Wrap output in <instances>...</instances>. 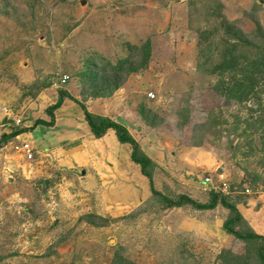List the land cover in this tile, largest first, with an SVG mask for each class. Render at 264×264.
<instances>
[{
    "label": "rangeland",
    "instance_id": "374dc122",
    "mask_svg": "<svg viewBox=\"0 0 264 264\" xmlns=\"http://www.w3.org/2000/svg\"><path fill=\"white\" fill-rule=\"evenodd\" d=\"M230 49L238 73L223 75ZM126 60L138 69L81 80ZM255 71L246 100L220 91ZM61 90L127 126L156 191L200 203L219 193L264 236V0H0V139L26 131L0 148V264H261L262 242L229 235L223 206L167 209L150 182L130 198L118 171L98 176L71 156L93 147L79 105L35 124L51 121ZM26 142L32 160L16 149Z\"/></svg>",
    "mask_w": 264,
    "mask_h": 264
},
{
    "label": "trees",
    "instance_id": "16d2710c",
    "mask_svg": "<svg viewBox=\"0 0 264 264\" xmlns=\"http://www.w3.org/2000/svg\"><path fill=\"white\" fill-rule=\"evenodd\" d=\"M144 46H146V49L148 50V45L146 44ZM141 50L143 51V56H144L142 64L145 65V63L148 61L149 50L148 52H146L145 49H143V47L141 48ZM126 65H129V66H126ZM137 67L138 66L135 63H133V61L131 60L121 61L117 63L116 65H110V64L106 65L104 68H101V70H99L97 73H94V74H93V71L89 74L82 73L81 75L83 76H81V80L83 81L85 80L89 81V79H92V81L98 80L102 75L107 74L110 70L113 71L114 74L119 75L121 73H125L126 75H128L131 72L136 71L138 69ZM236 67H237V62H236V57L234 56V50L230 49V51L228 50V52L224 55V61L217 68V70L223 72V75L228 74V73H233V72L234 74H237L238 72L236 71ZM257 73L258 72L256 71L253 73H250L248 77H246L247 81L242 80V81L236 82L235 78H232L233 82L229 81L228 84L223 83V86H220V91L223 92L224 95H226L227 97L231 99L233 98V99L244 101L248 98L249 95L253 94L254 92V88L256 87V84L258 83V78L256 75ZM232 77H234V75H232ZM247 82H248V85H247ZM64 84H67V81ZM51 86H52V83H45L39 89L40 90L47 89V88H50ZM105 86L107 87L108 85H105ZM110 86L112 87L108 89L109 91L108 93L107 91L106 92L98 91L92 94V96H94L95 98L109 97L112 95V91L119 89V87L121 86V82L119 81L116 83H112ZM67 99L75 102L77 105L81 107L83 111L84 119L87 123L90 133L92 134L94 138L102 139L104 136L107 135V133L110 130H112L115 132V135L119 143L127 144L131 146L132 161L140 167L141 173L150 182L153 194L159 196L163 200L165 204L164 205L165 208L171 209V208H182V207L191 206L193 209H196L198 211H209V210L216 209L219 205L223 206L230 212L229 218L224 222L225 231L229 235H232L236 239L241 240V241H246L250 243L262 242L263 245L258 252V258L260 259L261 264H264V236L256 234L248 226L247 222L245 221L240 211L237 209L236 205L229 202V200H227L223 195H219V193L212 191L210 193V200L206 203H200V202L193 200L189 196H181L175 200L168 196H164L158 191H156V188L154 187V174H153L155 171L154 170L155 163L152 161L151 158H149L142 151L140 144L132 136L127 126L124 125L123 123H120L119 121H114L111 118H108L105 116H101V115H97V114L89 112L87 107L83 103L77 101V99L74 98V96L71 95L68 91L61 90L59 92L57 103L49 107L47 110V115L50 117L51 121L50 122L37 121L35 124L43 125L46 127H54L55 113L56 111L60 110L63 107L64 102ZM25 132H26L25 129H19V130L13 131L10 135L3 136L0 139V148L3 145L7 144L12 139L17 138L18 136H20L21 134ZM247 226L250 228V230L247 229L248 228ZM239 227L246 228L248 232L240 231V229L238 230ZM121 254L122 252L120 251L117 252L115 258L117 257L123 258ZM1 261L2 259L0 258V262ZM236 262L238 263V261ZM113 264H133V263L127 261L126 259H123V260L117 259L115 260V262H113Z\"/></svg>",
    "mask_w": 264,
    "mask_h": 264
},
{
    "label": "crops",
    "instance_id": "0c3cea01",
    "mask_svg": "<svg viewBox=\"0 0 264 264\" xmlns=\"http://www.w3.org/2000/svg\"><path fill=\"white\" fill-rule=\"evenodd\" d=\"M97 115H101V113H97ZM91 138H93V147L85 149L84 144L80 149L72 151L71 156L92 163V168L95 167L98 176L106 177L108 171H118V174H122L124 179L126 178V183H119L117 191L127 193L130 198H135L136 191L143 193L144 189L148 188V179L143 176L140 167L131 159L130 145L119 143L112 130L102 139Z\"/></svg>",
    "mask_w": 264,
    "mask_h": 264
},
{
    "label": "built area",
    "instance_id": "2783aa9c",
    "mask_svg": "<svg viewBox=\"0 0 264 264\" xmlns=\"http://www.w3.org/2000/svg\"><path fill=\"white\" fill-rule=\"evenodd\" d=\"M68 77H64L62 83H65L67 81ZM5 114L7 115V110L4 111ZM20 121H17V123ZM17 151H19L20 153H22L26 158H28L29 160L34 159V154H35V150L34 147L29 143H23L19 146L16 147ZM206 183H209V180L207 179L205 181ZM221 187V191L225 192L228 190V184L226 183H222ZM247 192L249 193V190H247Z\"/></svg>",
    "mask_w": 264,
    "mask_h": 264
}]
</instances>
